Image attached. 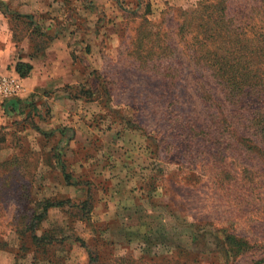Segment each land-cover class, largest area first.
I'll list each match as a JSON object with an SVG mask.
<instances>
[{"label":"rangeland","instance_id":"rangeland-1","mask_svg":"<svg viewBox=\"0 0 264 264\" xmlns=\"http://www.w3.org/2000/svg\"><path fill=\"white\" fill-rule=\"evenodd\" d=\"M43 2L68 31L74 86L93 99L86 153L110 156L115 181V162L136 189L143 179L152 240L133 230L107 264H264V0ZM38 163L37 152L0 154V247L27 221L11 198H67L45 197Z\"/></svg>","mask_w":264,"mask_h":264},{"label":"crops","instance_id":"crops-1","mask_svg":"<svg viewBox=\"0 0 264 264\" xmlns=\"http://www.w3.org/2000/svg\"><path fill=\"white\" fill-rule=\"evenodd\" d=\"M22 1L1 0L0 6V72L14 74L19 63L32 67L29 75L22 79L21 92L11 103L15 110L12 107L0 109V154L14 156L37 152L38 171L44 175L41 183L45 197L62 195L78 205L89 198L85 184L77 183L92 185V207L87 216L73 213L68 206L49 208L36 234L41 236L44 230L64 231L92 246H97L101 238L98 250L107 264L118 251L129 248L128 239L133 237V230L136 238L143 237V179L141 177L136 189L138 175L132 177L133 172L124 166L125 163L115 162L113 165L121 177L115 181L105 168L110 156L89 158L85 151L90 136L83 128L87 120L84 107L93 99L74 97L80 85L74 86L76 62L69 46L68 31L54 6H48L51 14L47 15L43 0ZM7 8L21 16H34L33 24H21L5 12ZM73 123L82 129L77 127L78 131L67 137L66 125ZM106 133L109 136L111 132L107 130ZM57 153L63 155L62 159ZM54 155L58 157L55 159ZM64 166L72 177L70 184L63 174ZM48 199L61 198H40ZM11 202L16 204L14 218L28 220L33 217L35 205L25 206L19 198H11ZM27 223L21 226L15 221L7 229L9 238L0 247L5 261L0 264H90L87 248L72 239L39 244L32 232L27 231ZM156 223L152 225L155 229Z\"/></svg>","mask_w":264,"mask_h":264},{"label":"trees","instance_id":"trees-1","mask_svg":"<svg viewBox=\"0 0 264 264\" xmlns=\"http://www.w3.org/2000/svg\"><path fill=\"white\" fill-rule=\"evenodd\" d=\"M0 5H2V3L0 2ZM264 11V10H263ZM7 13H10L13 15V18L17 21H20L21 24H27V25H31L34 22V16H21L18 14H15V12H11L8 11ZM21 20H25V22H22ZM32 67L30 65H26L23 63H19L16 67V73L22 78L24 79L25 77H27L29 75V73L31 72ZM76 98H81L84 97L86 99L91 100V92L89 89H86V86H80V89L76 91L75 96ZM14 99H10L7 101H4L3 103H0V109H8L9 107H12V102ZM9 105V106H7ZM8 107V108H7ZM14 108V107H12ZM15 110V108L13 109ZM6 113H8V110H5ZM65 166L63 167V174L65 176L66 182L68 184L72 183V177L70 175L69 172H67L65 170ZM78 185H84V182L81 183H77ZM85 185H87V189H88V200H86L85 202L81 203V204H73L69 199H48V200H40V199H34V198H26V200L20 199V202H25V206L32 205L33 204V209H34V213H33V217L29 218L28 217V223L26 225L27 231H31L33 238L35 240V242L41 244H52L53 242H58V243H63L65 240L67 239H72L74 242L79 243L81 246L87 248L89 255H90V259L91 262L90 264H95L97 263L98 260H102V257L99 254V250H98V246L101 245L102 240L101 238L99 239L97 246H92V245H88L87 242H85L82 238L76 236V235H67L64 231H57V232H50V231H46L44 230L41 234V236H38L36 234V232H38L40 230L41 227V223L43 221V219L45 218L46 212L48 211L49 208H53V207H64V206H68L70 208L73 209V213L78 214V215H82L83 217L87 216V214H89V211L92 207V202L90 201V198H92L91 195V191L92 189H89L92 187V185L90 183H85ZM152 237V236H151ZM149 235H143V237L141 238V240H139V242L141 243H148L150 240H152ZM116 257V256H115ZM115 259V258H114ZM113 259V260H114ZM112 260V261H113ZM111 261V262H112ZM110 262V263H111ZM104 263V262H103Z\"/></svg>","mask_w":264,"mask_h":264},{"label":"built area","instance_id":"built-area-1","mask_svg":"<svg viewBox=\"0 0 264 264\" xmlns=\"http://www.w3.org/2000/svg\"><path fill=\"white\" fill-rule=\"evenodd\" d=\"M22 90V78L17 74L0 72V103L13 99Z\"/></svg>","mask_w":264,"mask_h":264}]
</instances>
